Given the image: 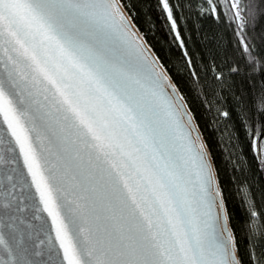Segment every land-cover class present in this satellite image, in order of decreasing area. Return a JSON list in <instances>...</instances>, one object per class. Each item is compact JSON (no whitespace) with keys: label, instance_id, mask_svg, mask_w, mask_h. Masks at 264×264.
<instances>
[{"label":"snow or ice","instance_id":"1","mask_svg":"<svg viewBox=\"0 0 264 264\" xmlns=\"http://www.w3.org/2000/svg\"><path fill=\"white\" fill-rule=\"evenodd\" d=\"M146 61L117 0H0V146L19 149L55 264H240L204 145ZM33 255L0 233V264Z\"/></svg>","mask_w":264,"mask_h":264},{"label":"trees","instance_id":"2","mask_svg":"<svg viewBox=\"0 0 264 264\" xmlns=\"http://www.w3.org/2000/svg\"><path fill=\"white\" fill-rule=\"evenodd\" d=\"M120 2L201 131L240 264H264V3L237 19L235 0H167L169 19L163 0Z\"/></svg>","mask_w":264,"mask_h":264},{"label":"water","instance_id":"3","mask_svg":"<svg viewBox=\"0 0 264 264\" xmlns=\"http://www.w3.org/2000/svg\"><path fill=\"white\" fill-rule=\"evenodd\" d=\"M117 4L120 11L127 18L131 32L134 33V39L137 40L141 46L143 56L147 58L146 63L149 67H153L160 76L165 78L166 85H171L172 88L175 89V97L183 106V111L191 119L192 127L195 129L194 135L199 137V142L204 145V152L212 169L215 189L220 192L219 199L223 201L222 212L225 217L224 223L228 226L230 234L233 237L234 251L238 258L234 236L228 221L216 171L201 131L178 88L142 34L136 28L133 21L128 17L120 0H117ZM167 91L171 94L172 89L168 88ZM4 129H6V125H4L2 119H0V130ZM7 140L8 143L0 146V152H3L5 156V163L0 164V221L5 225H12V227H0V233H3L5 239L10 242L13 237L17 239L22 237L31 246L34 252L40 253V255H33L31 257L33 260L37 261V264H55L58 260L62 261L63 256L58 243L55 241V233L52 228L51 218L43 211V205L39 201V196L36 193L35 187L32 186L31 178L23 164V158L20 155L18 147L10 135L7 136ZM9 147L12 149L10 152L7 151ZM9 176L12 177L11 180L7 179ZM6 203H10V206L6 208L2 207V205ZM49 238H51V244L49 243ZM52 245H55V248H53Z\"/></svg>","mask_w":264,"mask_h":264},{"label":"bare ground","instance_id":"4","mask_svg":"<svg viewBox=\"0 0 264 264\" xmlns=\"http://www.w3.org/2000/svg\"><path fill=\"white\" fill-rule=\"evenodd\" d=\"M128 15V14H127ZM129 17V16H128ZM130 18V17H129ZM131 19V18H130Z\"/></svg>","mask_w":264,"mask_h":264}]
</instances>
